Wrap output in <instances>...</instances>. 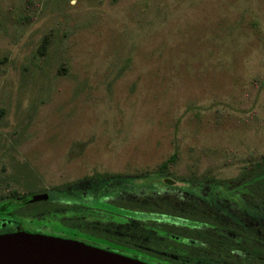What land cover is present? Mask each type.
<instances>
[{
	"label": "rangeland",
	"instance_id": "rangeland-1",
	"mask_svg": "<svg viewBox=\"0 0 264 264\" xmlns=\"http://www.w3.org/2000/svg\"><path fill=\"white\" fill-rule=\"evenodd\" d=\"M263 151L264 0H0V198L171 153L231 177Z\"/></svg>",
	"mask_w": 264,
	"mask_h": 264
},
{
	"label": "trees",
	"instance_id": "trees-1",
	"mask_svg": "<svg viewBox=\"0 0 264 264\" xmlns=\"http://www.w3.org/2000/svg\"><path fill=\"white\" fill-rule=\"evenodd\" d=\"M175 157L176 153H171L164 160L158 162L151 171L143 170L138 174H130V181L134 186H149L151 183L163 184L165 191L159 192L150 188V191H145L147 193H135L134 198L130 197V203L128 200H120L119 198L106 199L108 203H104L117 208L130 209V217H135L137 222L142 221L144 214H149L151 217L145 221L151 227L149 234L152 237L150 236L151 239L149 238L147 241H150V247L156 251L151 254L156 257L159 256L160 259L161 257L166 259L169 264H264V151L244 165L238 174L224 180H207L212 184L221 185L216 190L246 191L252 194H246L244 196L246 199L261 198L263 201L261 222L246 221L247 226L223 221L218 216L220 212L215 209H206L197 204L182 203L178 198L179 194L175 193L174 190L190 189V187L177 185L181 183L187 185L188 182L182 176L170 174L168 166ZM125 175L118 172L94 171L89 175L85 174L79 178L52 186L50 194L40 193L44 196L40 195L29 201L17 197L15 190H11V194L7 196L8 199L11 198L18 202L28 201L29 203L16 204V207L8 210L3 216L8 217L17 225L28 223L33 227L53 219L56 221L54 225L60 224L76 232L83 230L80 232L104 235L92 223H87L85 229L83 226L86 221L84 220L85 217L80 216L78 211L73 214L67 212L73 209L79 210V207L86 205L83 208L88 210V216L97 221L98 212H96L95 206H97L99 195L103 192L101 189H95L92 191L90 200H84L80 197L81 188L78 187L79 184L83 185L84 181L106 184L112 180H127ZM199 176L210 175L201 174ZM131 182L130 184H132ZM68 187L75 191L74 195L68 194V190H70ZM256 192L261 193L262 196H258ZM80 213L85 214L84 211H80ZM161 215L164 216L161 217ZM89 217L86 218L89 219ZM187 222H197L202 226H185L184 224ZM134 230L135 233H132V229H130V243H140L142 241L140 236L144 230L139 226ZM39 231H43V229H39ZM161 231L166 233V241L153 237V235H159ZM44 232L53 233L54 231L49 229V231L45 230ZM57 234L59 235L55 236H60V233ZM63 236L66 235L62 234L60 237ZM71 239L86 240L80 236ZM162 250L164 251L163 256L161 255ZM200 258H205L207 261H198ZM152 264H161V261Z\"/></svg>",
	"mask_w": 264,
	"mask_h": 264
},
{
	"label": "flooded vegetation",
	"instance_id": "flooded-vegetation-1",
	"mask_svg": "<svg viewBox=\"0 0 264 264\" xmlns=\"http://www.w3.org/2000/svg\"><path fill=\"white\" fill-rule=\"evenodd\" d=\"M99 172V171H98ZM101 172V171H100ZM126 174V175H125ZM125 177H127V180H112L110 183H106V185L110 184H117L115 189H111L113 194H104L105 189L100 188L101 191L103 192L102 194L99 195V198L97 199V206L96 212H98V220L94 221V219H91L88 216V210L85 207L86 205H83L82 207H79V210H69L67 213L73 214L77 213L83 218L85 217L84 220L85 223L83 226L87 227V223H92L97 228L100 229V232L102 231L104 235L100 234H88L84 232L77 233L75 230L69 229L64 227V231L60 233V236L63 237H69V238H74L75 236H80L81 238H84L86 240H82L84 243L90 244V245H95L99 247H103L124 255L132 256L137 259L146 261L148 263H158L161 261V264H169L168 261L164 258L156 257L154 254H151L152 252H156L153 250L149 242L150 236L152 235L149 234L151 227L148 223H146V219L150 218L151 216L149 214H144V217H142V221H136L134 218L135 217H130V209H123V208H117L115 206H111L109 204H105L104 202H107L106 199H114V198H119L120 200H128L130 203V197H135V193H147L150 191L149 189H155L159 192L165 191V185L163 184H153L149 186H143V185H138L134 186V184L130 181V174L129 173H123ZM232 177V176H231ZM152 179V177H149ZM148 178V179H149ZM183 179H186L188 184L183 185L177 184L179 186H185V187H190V189L186 188H181L180 190H174L175 193L179 194V200L184 203V204H190V205H201L206 209H215L218 212H220L218 215L223 221L225 222H234L237 225L240 226H247L246 221H254L255 223H260L261 218H262V200L260 197H254L253 199H246L244 196L246 194L252 195L251 193H247L246 191H230V190H214V188H220V184H212L210 181L207 182V180H224L229 177H216L213 175L210 176H182ZM130 182L132 184H130ZM91 186V183H87V181L83 182V185L79 184L78 187L81 188L80 193L83 191L87 190ZM71 187H68L70 189ZM213 188V189H210ZM143 189H145L143 191ZM147 191V192H145ZM11 194V190L9 191ZM16 193V191H15ZM41 192H28L27 194H15L17 197L22 198V199H27L28 201L30 199H35L37 198L38 194ZM43 193V192H42ZM46 195L50 194V192H45ZM68 194L74 195L75 191L74 190H68ZM258 196H262L261 193H257ZM216 195V198L215 196ZM6 197H1L0 198V233L3 232H9L13 230H18L22 229L24 231H29V232H38V233H44V234H50L52 235H59L57 234L58 232L54 231L53 233L51 232H44L45 230L50 229L51 226H54L53 219H51L50 222H45V223H40L37 226L31 225V224H26V225H17L14 221H11L8 217L3 216L4 213H6L8 210L13 209L16 207V204L20 203H25L28 204V201H15L14 199H8ZM34 196V197H33ZM82 199H84L82 196H80ZM87 200V199H84ZM90 200V199H89ZM108 203V202H107ZM248 205L252 207L255 211L254 215L249 214V212L246 210V206ZM228 211L233 214L231 216ZM260 209V210H259ZM80 211H84L85 214L80 213ZM164 215H161V217ZM86 217H89L87 219ZM165 218V217H164ZM88 221V222H87ZM181 225L183 223H180ZM185 226H191V227H200L202 224L197 223V222H187V224H184ZM49 226V227H48ZM143 228V234L140 236L142 241L140 243H130V229H132V233H135L134 228L136 227ZM43 227V228H42ZM39 229H43V231H39ZM162 233V234H161ZM166 233L163 231L160 232L159 235H153L154 238H158L161 241H166ZM170 235V234H169ZM171 236V235H170ZM151 239V238H150ZM93 241V242H91ZM165 243V242H164ZM130 244H133L135 246V249H130ZM164 255V251L162 250L161 255ZM162 255V256H163ZM198 261L206 262L207 259L205 258H200Z\"/></svg>",
	"mask_w": 264,
	"mask_h": 264
},
{
	"label": "water",
	"instance_id": "water-1",
	"mask_svg": "<svg viewBox=\"0 0 264 264\" xmlns=\"http://www.w3.org/2000/svg\"><path fill=\"white\" fill-rule=\"evenodd\" d=\"M0 264L152 263L76 239L18 229L0 233Z\"/></svg>",
	"mask_w": 264,
	"mask_h": 264
}]
</instances>
